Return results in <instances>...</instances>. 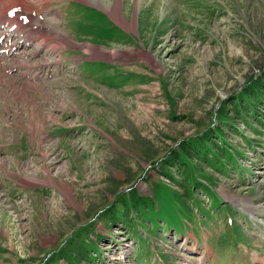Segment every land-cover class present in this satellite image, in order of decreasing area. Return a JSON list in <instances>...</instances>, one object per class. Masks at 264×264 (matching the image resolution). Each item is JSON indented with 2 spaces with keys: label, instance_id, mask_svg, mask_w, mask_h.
<instances>
[{
  "label": "rangeland",
  "instance_id": "rangeland-1",
  "mask_svg": "<svg viewBox=\"0 0 264 264\" xmlns=\"http://www.w3.org/2000/svg\"><path fill=\"white\" fill-rule=\"evenodd\" d=\"M23 1L0 264H264V0Z\"/></svg>",
  "mask_w": 264,
  "mask_h": 264
},
{
  "label": "bare ground",
  "instance_id": "bare-ground-1",
  "mask_svg": "<svg viewBox=\"0 0 264 264\" xmlns=\"http://www.w3.org/2000/svg\"><path fill=\"white\" fill-rule=\"evenodd\" d=\"M16 1V0H15ZM18 1H20L21 3H22V0H18ZM17 4V3H16ZM16 6V5H15ZM15 6H12V7H15ZM11 9V8H10ZM31 9V8H30ZM9 10V9H8ZM8 10H6V12L5 13H7V11ZM117 14L119 15V14H121V12L118 10V12H117ZM28 20V19H27ZM28 23V22H27ZM13 33V32H12ZM10 36V34H5V41L4 42H6V41H8L9 40V37ZM6 47V46H5Z\"/></svg>",
  "mask_w": 264,
  "mask_h": 264
}]
</instances>
